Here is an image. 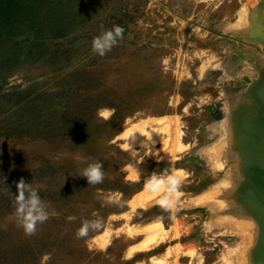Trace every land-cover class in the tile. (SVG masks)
Instances as JSON below:
<instances>
[{
    "label": "rangeland",
    "instance_id": "374dc122",
    "mask_svg": "<svg viewBox=\"0 0 264 264\" xmlns=\"http://www.w3.org/2000/svg\"><path fill=\"white\" fill-rule=\"evenodd\" d=\"M243 6L264 15V0H0V264H155L154 256L198 264L177 253L180 244L194 246L202 264H224L227 245L243 237L194 199L232 164L217 170L207 151L220 139L227 103L259 79L246 58L264 71V42L235 25ZM117 25L123 40L103 57L93 53L94 37ZM169 116L176 118L171 144L129 145L123 136ZM176 127L188 148L173 153ZM95 162L104 180L88 185L82 172ZM176 169L190 173L181 178L176 209L157 201L133 207L149 177ZM21 179L50 214L32 236L16 219ZM228 212L240 214L238 207ZM96 219L103 226L77 239L83 221ZM156 221L187 230L132 257L130 248L146 236L129 228Z\"/></svg>",
    "mask_w": 264,
    "mask_h": 264
},
{
    "label": "bare ground",
    "instance_id": "6f19581e",
    "mask_svg": "<svg viewBox=\"0 0 264 264\" xmlns=\"http://www.w3.org/2000/svg\"><path fill=\"white\" fill-rule=\"evenodd\" d=\"M237 20V24L235 25L237 26L238 31L243 32L248 39H251L252 42L259 43V45L264 42V15L262 16L259 13L257 14V12L253 13V11H249L248 8L243 6L239 10V19ZM209 59L204 60L202 66H200L199 70L201 74H204L206 68L209 66ZM246 62L250 68H252L254 76L257 78L260 77L258 68L257 70L255 68V62L251 61L249 58H246ZM223 66L226 70L225 64L222 65V68ZM218 69H220V67ZM247 96V93L243 92L233 105L227 103V116L225 119L223 118L224 120L222 119L223 121H219L220 123L218 124L219 132L221 134L220 139L211 147L209 146L210 148L207 151L208 155L212 159L213 166L217 170L224 169V165H226L229 160H232V164L229 163L230 165H228L229 167L226 169V172L224 171V177L219 183L215 184L208 192L194 199V202L198 205L209 206L217 212H221V215H219L217 220L220 221L224 219L226 224L231 227L233 226V228H235L234 230L243 237V242L241 244H238L237 246L227 245V251L224 253L222 258V263L224 264H264L263 256L260 253V251H262L261 245H263L264 242V223L262 222L263 214H259L255 205L249 202L248 199H245L248 198V196L250 199H256L257 195L262 198L264 197V175H259L252 171V163L248 158L246 151L241 149L237 143L238 128L243 123L252 122L257 113V104L252 101L250 102ZM157 119L158 120L153 121H142L141 123L128 129L123 134V136L128 139V144L141 145L145 142L155 144L156 141L161 139H164L167 142L170 141L176 118L169 116ZM177 129L175 131L176 137L173 144L174 148L172 149L173 153H176V151H184V149L188 148V145L184 144L182 141V134L179 127ZM175 174H179L180 178H186L190 173L185 169H176ZM160 195L161 194H153L152 192L144 190L134 198L132 205L136 209L139 207L147 208L151 205V203H155L156 201L158 202ZM232 207H238L240 214L229 213L228 211L231 210ZM183 229L187 230L185 226H182L180 223L176 224L174 228L168 229L161 221L148 223L143 226L139 225L130 227L129 231L132 235L144 233L146 238L139 244L132 246L129 254L132 256L138 251H149L160 246L169 239L179 238ZM111 232L106 234L107 237H109ZM106 239V237H101L97 240L100 241L101 247L106 245ZM178 251H182L185 256L191 258V261L196 259L198 264L204 263L203 255L199 254L198 250L194 246H185L184 244H180L177 246V253H179ZM238 251H241L239 255L237 254ZM173 253L174 248L169 249L167 257H171ZM153 259L155 264H166L164 259L155 258V256ZM175 261L177 260L175 259Z\"/></svg>",
    "mask_w": 264,
    "mask_h": 264
},
{
    "label": "clouds",
    "instance_id": "9594fccd",
    "mask_svg": "<svg viewBox=\"0 0 264 264\" xmlns=\"http://www.w3.org/2000/svg\"><path fill=\"white\" fill-rule=\"evenodd\" d=\"M124 29L121 26H114L111 30L104 31L101 35L94 37L92 41L93 53L103 57L123 40ZM114 111V110H113ZM80 162H85V158L77 156ZM103 165L99 162L90 163L82 172V176L87 179L88 185L103 183ZM182 179L179 174L152 175L145 182V190L153 194H161L159 205L165 210L175 208L176 200L180 192L179 188ZM17 194L14 197L16 204V219L20 227L24 229L25 235H35L37 225L45 223L49 219L47 205L42 201L38 191L29 183L21 179L17 184ZM99 219L82 223L77 231V239L88 236L90 231L98 230L102 227Z\"/></svg>",
    "mask_w": 264,
    "mask_h": 264
},
{
    "label": "water",
    "instance_id": "95a60500",
    "mask_svg": "<svg viewBox=\"0 0 264 264\" xmlns=\"http://www.w3.org/2000/svg\"><path fill=\"white\" fill-rule=\"evenodd\" d=\"M250 102L257 104V113L252 122L243 123L238 128V145L246 151L251 161V169L259 175H264V71L259 79L255 81L248 90ZM253 203L258 213L263 214L262 222L264 223V197L257 195L256 199L248 198ZM260 253L264 259V242Z\"/></svg>",
    "mask_w": 264,
    "mask_h": 264
}]
</instances>
